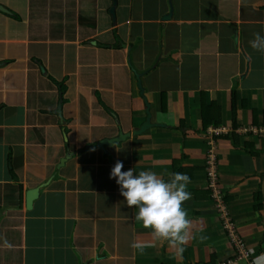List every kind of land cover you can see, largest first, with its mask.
Returning <instances> with one entry per match:
<instances>
[{
  "label": "crops",
  "instance_id": "crops-1",
  "mask_svg": "<svg viewBox=\"0 0 264 264\" xmlns=\"http://www.w3.org/2000/svg\"><path fill=\"white\" fill-rule=\"evenodd\" d=\"M0 5V264H232L227 222L251 259L264 253V53L250 46L264 0ZM232 93L235 133L254 155L220 138ZM144 98L155 126L99 147L145 122ZM117 161L190 177L183 253L135 220L110 178ZM134 239L152 246L139 254Z\"/></svg>",
  "mask_w": 264,
  "mask_h": 264
},
{
  "label": "clouds",
  "instance_id": "clouds-1",
  "mask_svg": "<svg viewBox=\"0 0 264 264\" xmlns=\"http://www.w3.org/2000/svg\"><path fill=\"white\" fill-rule=\"evenodd\" d=\"M250 46L264 53V36L255 33ZM123 167V163L117 161L110 178L116 179L127 206L138 209L135 220L143 228L151 230L153 241L167 242L178 254L183 253L184 246L193 238V223L184 208V203L191 198L187 190L190 177L186 173L175 172L170 173L166 181L155 171L145 170L137 174L134 169L123 171ZM150 246L139 239H134L130 245L139 254H143ZM249 251L254 256L250 264H264V253L255 255L252 250Z\"/></svg>",
  "mask_w": 264,
  "mask_h": 264
},
{
  "label": "water",
  "instance_id": "water-1",
  "mask_svg": "<svg viewBox=\"0 0 264 264\" xmlns=\"http://www.w3.org/2000/svg\"><path fill=\"white\" fill-rule=\"evenodd\" d=\"M115 4H116V2H115ZM0 11L4 12V13L8 12L6 10V8H4L1 5H0ZM171 14H172V9H171L169 14H167L166 16L163 17V20H169L170 17H171ZM111 15H112L114 23H115V5L111 9ZM136 76H137V81H138V88L140 89V93L143 96V92L144 91H143V88H142V85H141V82H140V79H139L140 78L139 74H137ZM144 102H145V106H146V120H145V122L138 129L132 131V133H123L122 130L119 129L118 135L116 137L102 140L98 144L99 147H101L102 149H105L106 146H111L113 144H119V143L125 141L130 136L140 135L143 132H145L146 130L154 127L155 124L151 123V114H150V111H149L150 106H149V104H148V102H147V100L145 98H144ZM58 113L60 114V109L58 110ZM38 194H39V188H34V189H31V190H27V192H26V207L28 209L31 208L32 202L38 196Z\"/></svg>",
  "mask_w": 264,
  "mask_h": 264
},
{
  "label": "trees",
  "instance_id": "trees-1",
  "mask_svg": "<svg viewBox=\"0 0 264 264\" xmlns=\"http://www.w3.org/2000/svg\"><path fill=\"white\" fill-rule=\"evenodd\" d=\"M54 83L59 87L60 89V92L63 91V87L60 83L58 82H55ZM231 102H232V127H231V131L228 132L227 134L223 135V136H220L221 139H225V140H228L231 142L232 146L234 148H242V149H245L246 151H248L249 153H251V155H254L256 152H251L249 149H248V145L250 146V144H244L242 147L240 146L239 144V137L238 135L235 133L236 129H237V123H236V109L234 107V104H235V96L234 94L232 93L231 95ZM259 196V193H256V197ZM259 206V205H258ZM256 206V208L258 207Z\"/></svg>",
  "mask_w": 264,
  "mask_h": 264
},
{
  "label": "built area",
  "instance_id": "built-area-1",
  "mask_svg": "<svg viewBox=\"0 0 264 264\" xmlns=\"http://www.w3.org/2000/svg\"><path fill=\"white\" fill-rule=\"evenodd\" d=\"M211 165H213V163ZM213 174H214L213 171L209 174L211 178H214ZM210 186H211V188H214L213 187L214 185L212 182H211ZM225 227L227 228L229 236H230V238H231V240L235 246L234 248L236 249L235 256H234L233 260L230 261V263L236 264V261L238 259L244 258L250 264L251 258L249 256L248 251L245 248L243 240L238 235H236V233L234 232V230H233V228L229 222H227L225 224Z\"/></svg>",
  "mask_w": 264,
  "mask_h": 264
}]
</instances>
